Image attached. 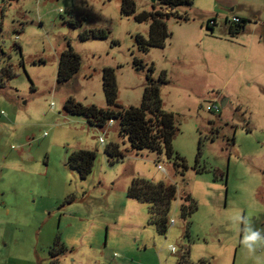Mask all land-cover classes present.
Returning a JSON list of instances; mask_svg holds the SVG:
<instances>
[{"label": "rangeland", "instance_id": "obj_1", "mask_svg": "<svg viewBox=\"0 0 264 264\" xmlns=\"http://www.w3.org/2000/svg\"><path fill=\"white\" fill-rule=\"evenodd\" d=\"M156 1L135 0L136 13ZM247 1L177 7L189 21L170 17L164 48L142 52L136 35L147 38L149 24L121 14L120 0H0V264H264V245L249 253L236 219L264 229V8ZM234 14L247 21L230 35ZM69 48L80 69L57 82ZM107 67L122 108L140 107L146 78L156 81L183 176L164 154L132 150L117 124L95 128L63 110L68 98L106 108ZM102 138L124 158L109 164ZM79 149L96 153L84 179L67 165ZM133 178L176 185L165 234L127 197ZM185 195L195 209L182 217Z\"/></svg>", "mask_w": 264, "mask_h": 264}, {"label": "trees", "instance_id": "obj_2", "mask_svg": "<svg viewBox=\"0 0 264 264\" xmlns=\"http://www.w3.org/2000/svg\"><path fill=\"white\" fill-rule=\"evenodd\" d=\"M160 9L153 11H141L136 13L137 6L135 0H120V13L125 16H134L137 22H148L149 30L147 38L137 34L136 44L140 51L147 52L149 48H164L166 41L170 38L171 32L166 21L173 17L178 22H188L189 17L185 14H178L177 7L192 5V0H157ZM154 6V5H153ZM236 23L228 20L229 33L234 35L244 29L247 21L236 16ZM231 17V18H232ZM213 22L210 24V22ZM216 20L209 18L206 27L211 29ZM232 25H234L232 29ZM95 37H106L103 30L93 31ZM136 65H140V60H134ZM81 66L80 56L71 48L62 52L57 65V82L70 80L77 73ZM150 72L152 67L149 68ZM150 80L144 88V94L140 107L130 106L122 108L117 102V85L114 69L104 68L102 76V86L106 98L107 107L102 108L94 104L83 105L72 98H68L63 104V110L71 115L82 116L92 127L105 129L112 120V124H117L118 135L127 140L130 148L136 151L146 150L159 156L164 154L167 159L172 160L173 149L172 139L176 131L174 115L162 108L159 95V86L156 81ZM105 142V141H104ZM104 154L109 164L113 165L116 160L123 159L124 153L117 143H104ZM96 153L91 150L79 149L70 154L67 165L77 172L80 178L84 179L92 170ZM173 168L177 174L184 175L187 169L184 160L180 156H175L172 160ZM177 188L171 182H150L143 178H133L127 188V197L146 203L148 205L149 221L157 232L165 234L167 232L170 219V205L176 199ZM184 196V195H183ZM181 196L190 202L189 210L182 212V217L189 215L195 209L194 201L189 195Z\"/></svg>", "mask_w": 264, "mask_h": 264}, {"label": "clouds", "instance_id": "obj_3", "mask_svg": "<svg viewBox=\"0 0 264 264\" xmlns=\"http://www.w3.org/2000/svg\"><path fill=\"white\" fill-rule=\"evenodd\" d=\"M236 219L246 225L244 229L245 234L241 240L242 245L249 253H254L257 247L264 245V229L254 228L247 218L237 216Z\"/></svg>", "mask_w": 264, "mask_h": 264}, {"label": "crops", "instance_id": "obj_4", "mask_svg": "<svg viewBox=\"0 0 264 264\" xmlns=\"http://www.w3.org/2000/svg\"><path fill=\"white\" fill-rule=\"evenodd\" d=\"M215 1V3H217L218 5H225V6H227V7H230V6H233V5H235L236 3H238V2H240V0H214ZM244 2H249V1H247V0H244ZM261 5L263 6V8H264V0H262V3H261ZM259 14L258 13H255L254 15H253V17L254 18H256V19H258V16ZM232 16H236V17H239V18H242V19H246V18H244V17H240L239 15H237V14H234V15H232ZM232 16H230V17H232ZM211 18H213V17H211ZM227 19V18H226ZM226 23H227V21H226ZM254 23H256V22H254ZM215 24H216V22H215ZM206 26V25H205ZM229 27V26H228ZM229 29V28H228Z\"/></svg>", "mask_w": 264, "mask_h": 264}, {"label": "built area", "instance_id": "obj_5", "mask_svg": "<svg viewBox=\"0 0 264 264\" xmlns=\"http://www.w3.org/2000/svg\"><path fill=\"white\" fill-rule=\"evenodd\" d=\"M231 21L234 22V23H236V22L238 21V19L235 18V17H232V18H231ZM212 23H213V22L211 21L210 24H212ZM214 108H215V107H214ZM111 124H112V120L108 123V125H111ZM100 141H101V143L104 145L105 142H104L103 138H102ZM159 167H160V166H159ZM160 168H161V167H160Z\"/></svg>", "mask_w": 264, "mask_h": 264}, {"label": "water", "instance_id": "obj_6", "mask_svg": "<svg viewBox=\"0 0 264 264\" xmlns=\"http://www.w3.org/2000/svg\"><path fill=\"white\" fill-rule=\"evenodd\" d=\"M151 3H154L156 0H149ZM225 102H221V106H224Z\"/></svg>", "mask_w": 264, "mask_h": 264}]
</instances>
